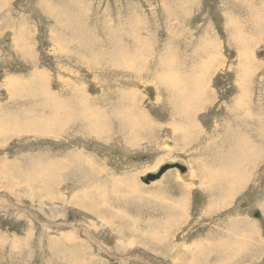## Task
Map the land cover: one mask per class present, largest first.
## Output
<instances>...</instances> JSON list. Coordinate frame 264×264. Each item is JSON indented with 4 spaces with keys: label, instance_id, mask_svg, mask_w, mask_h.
I'll use <instances>...</instances> for the list:
<instances>
[{
    "label": "rangeland",
    "instance_id": "374dc122",
    "mask_svg": "<svg viewBox=\"0 0 264 264\" xmlns=\"http://www.w3.org/2000/svg\"><path fill=\"white\" fill-rule=\"evenodd\" d=\"M258 123L264 0H0V264H264Z\"/></svg>",
    "mask_w": 264,
    "mask_h": 264
},
{
    "label": "bare ground",
    "instance_id": "6f19581e",
    "mask_svg": "<svg viewBox=\"0 0 264 264\" xmlns=\"http://www.w3.org/2000/svg\"><path fill=\"white\" fill-rule=\"evenodd\" d=\"M19 42V41H18ZM18 52V51H17ZM244 81V80H243ZM109 93V92H108ZM82 95V94H81ZM121 97V96H120ZM80 98V97H79ZM103 99V98H102ZM73 103V102H72ZM238 106V105H237ZM58 107H60V106H58ZM57 107V108H58ZM68 108V107H67ZM63 109V108H62ZM61 109V110H62ZM77 110V109H76ZM71 111H73V110H71ZM237 111V110H236ZM58 113V112H57ZM66 113V112H65ZM56 114V113H55ZM60 114V113H59ZM58 114V115H59ZM76 114V113H75ZM102 114H104V113H102ZM135 114V113H134ZM57 115V114H56ZM97 116V115H96ZM99 116H100V113H99ZM106 116H107V114H106ZM91 117V116H90ZM101 117V116H100ZM103 117V116H102ZM101 117V119L103 120V118ZM110 117H111V115H110ZM128 117V116H127ZM137 117V116H136ZM55 118V117H54ZM107 118V117H106ZM123 118V117H122ZM121 118V119H122ZM128 118H130V117H128ZM22 119V118H21ZM94 119V118H93ZM122 120H124V119H122ZM104 121V120H103ZM106 121V120H105ZM128 121V120H127ZM108 122V121H107ZM118 122H120V121H118ZM123 122V121H122ZM95 123V122H94ZM133 123V122H132ZM235 123V122H234ZM47 124V123H46ZM105 124V123H104ZM103 124V125H104ZM108 124V123H107ZM135 124V123H134ZM134 124H132V125H134ZM148 124V123H147ZM125 125H129V122H123V125L122 126H125ZM142 125V124H141ZM105 126V125H104ZM120 126V125H119ZM51 127V126H50ZM92 127V126H91ZM96 127V126H95ZM121 127V126H120ZM142 127V126H141ZM145 127H147L146 125H145ZM149 127V126H148ZM258 128H257V130L255 131V133H256V135H257V137H258V139H260L261 138V140H262V143L261 144H263L264 145V125H261V123L259 124L258 123V126H257ZM143 128V127H142ZM118 129V128H117ZM120 129V128H119ZM118 129V130H119ZM130 129H132V128H130ZM135 129H137L138 131H140V129H138V128H135ZM50 130V129H49ZM95 130V129H94ZM96 130H97V128H96ZM134 129H132V131H133ZM145 130V129H144ZM143 130V131H144ZM151 130V129H150ZM98 131V130H97ZM58 132H60V131H58ZM89 132H90V130H89ZM136 132V131H135ZM142 132V131H141ZM125 133V132H124ZM134 133V132H133ZM138 133V132H137ZM64 134V133H63ZM98 135V134H97ZM100 135V134H99ZM131 136V135H130ZM134 136H135V134H134ZM141 136V135H140ZM128 138V137H127ZM135 139V138H134ZM128 140V139H127ZM129 142V141H128ZM241 144H243V143H241ZM165 145H166V147L167 146H169V144L167 143V142H165ZM164 145V146H165ZM243 147H245L244 145H242ZM259 147H261V146H259ZM239 148H241V147H239ZM263 149H264V147H263ZM259 151H261V150H259ZM264 152V150L262 151V153ZM69 154V153H68ZM254 154V153H253ZM235 155H236V153H235ZM79 156V155H78ZM90 156V155H89ZM254 156H256V155H254ZM258 156H259V154H258ZM244 157V156H243ZM245 157H247L246 156V154H245ZM251 157H252V155H251ZM75 158H76V155H75ZM174 159V158H173ZM244 159V158H243ZM77 160H78V162H79V159L77 158ZM253 159H251V161H252ZM255 160V159H254ZM70 161V160H69ZM250 161V160H249ZM256 161V160H255ZM81 162V161H80ZM181 162V161H180ZM57 163V162H56ZM66 163V162H65ZM76 163V161L74 162V164ZM161 163V162H160ZM182 163V162H181ZM255 163V162H254ZM253 163V164H254ZM78 164V163H77ZM82 164V163H81ZM80 164V165H81ZM249 164V163H248ZM48 165H50V164H48ZM158 165V164H157ZM160 165V164H159ZM158 165V166H159ZM51 166V165H50ZM85 166V165H84ZM92 166V165H91ZM158 166L154 169L153 168V171H155L157 168H158ZM79 167V166H78ZM87 167H85L84 169H86ZM93 167H91V168H89V170L88 171H90V173L88 174V176L90 177V178H92L93 180H95V178H97L99 175V173H101V171L100 170H98V169H92ZM152 170V169H151ZM77 171V170H76ZM147 171V170H146ZM82 171H80V173H81ZM220 172V171H219ZM222 173H223V175H222ZM220 172L219 173V175H215V176H213L212 177V183H210V184H212L211 185V188H212V190H213V192L217 189V190H221L222 192H223V189L224 188H226V190H228L229 191V189H228V186H227V182H226V177L224 176V174L226 173V172ZM230 173V172H229ZM218 174V173H217ZM257 175V174H256ZM102 176V175H101ZM171 176V175H170ZM86 177H87V175H86ZM89 177H88V179H89ZM76 180V179H75ZM169 180V179H168ZM209 180V179H208ZM213 180L215 181L214 183H213ZM237 180V179H236ZM106 181V180H105ZM166 181V180H165ZM102 182H104V180H102ZM209 182V181H208ZM230 182V181H229ZM226 184V185H225ZM78 186V185H77ZM92 187V186H91ZM75 189V188H74ZM159 189V188H158ZM231 189V188H230ZM225 190V191H226ZM94 191H96L95 193H99V192H97V189H94ZM227 191V192H228ZM220 192V191H219ZM104 193V192H103ZM160 193V192H159ZM229 193H230V191H229ZM86 194V193H85ZM215 194H217V193H215ZM101 195H102V193H101ZM222 195V194H221ZM94 196V195H93ZM120 196H122V194L120 195ZM113 197V196H112ZM84 198V197H83ZM100 198H101V196H100ZM104 198V197H103ZM120 198V197H119ZM85 199V198H84ZM96 200V199H95ZM94 200V203L96 202ZM98 201V200H97ZM188 201V200H187ZM90 203H89V205H88V207L91 209V210H94V207L91 205V203L93 202H91V201H89ZM185 202V201H184ZM183 205V204H182ZM227 242H228V240H227ZM216 249V248H215Z\"/></svg>",
    "mask_w": 264,
    "mask_h": 264
},
{
    "label": "water",
    "instance_id": "95a60500",
    "mask_svg": "<svg viewBox=\"0 0 264 264\" xmlns=\"http://www.w3.org/2000/svg\"><path fill=\"white\" fill-rule=\"evenodd\" d=\"M170 168H177L180 172L185 171V166L180 161H166L162 163L155 171H151L146 173L141 177L142 181L147 183L151 180L157 179L164 171ZM251 216L254 218H258L260 216V212L257 209H254L251 213Z\"/></svg>",
    "mask_w": 264,
    "mask_h": 264
}]
</instances>
